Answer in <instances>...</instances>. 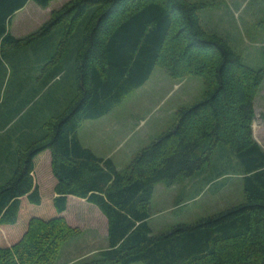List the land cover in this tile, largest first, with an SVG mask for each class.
<instances>
[{
    "label": "trees",
    "instance_id": "trees-1",
    "mask_svg": "<svg viewBox=\"0 0 264 264\" xmlns=\"http://www.w3.org/2000/svg\"><path fill=\"white\" fill-rule=\"evenodd\" d=\"M30 1L47 8L54 0H0V57L15 48L41 47L45 37L63 25L59 46L43 70L52 63L58 67L67 44V69L76 95L63 112L23 122L17 138L23 145H14L16 166L0 185V228L8 234L24 233L8 246L2 245L0 231V264H57L61 246L82 232L65 221L74 198L100 212L108 240L97 255L77 264H264V148L252 127L264 67L247 65L230 36L203 27L200 11L211 3L69 0L53 10L37 32L18 38L9 26ZM84 17V27L77 32ZM78 33L81 38L74 42ZM157 67L174 79L201 77L204 96L180 107L176 122L143 147L122 173L111 159L83 146L79 128L85 120L118 108ZM4 69L0 59V73ZM42 75L28 70L6 104L7 88L0 85V107L8 108L1 112L8 123L1 124L0 133L8 131L12 114L38 97ZM34 126L38 134L32 132ZM220 144L244 168L243 201L192 223L155 231L156 186H173L199 173L210 165ZM1 145L0 140V152ZM213 181L209 183L216 184Z\"/></svg>",
    "mask_w": 264,
    "mask_h": 264
},
{
    "label": "rangeland",
    "instance_id": "rangeland-1",
    "mask_svg": "<svg viewBox=\"0 0 264 264\" xmlns=\"http://www.w3.org/2000/svg\"><path fill=\"white\" fill-rule=\"evenodd\" d=\"M68 1L54 0L47 8H42L34 1H30L26 7L15 14L9 29L18 38L27 37L37 32L50 19L53 10L60 8ZM193 1L211 3L200 11L205 29L226 37L230 36L229 40L242 38L235 42L237 43L235 45L238 50L245 52L243 55L247 58L243 60L244 63L255 69L264 67V26L261 24L264 20V0ZM85 21L86 17L81 19L77 32L82 31ZM63 30V25L58 26L50 36L45 37L47 39L40 43L39 48L32 46L15 48L0 57L5 67L0 73V85L7 88L5 104L9 96L14 94L13 88L17 85V81L25 78L28 70L34 75L43 73L41 83L38 84V97L34 101L26 102L24 105L27 107L22 112L12 114L14 120L8 131L5 132L6 134L0 133L3 144L0 152V185L6 183L12 176L16 166L14 145L23 132V122L25 124L35 119L39 120L42 111L44 115L46 114V118L63 112L76 95L74 77L71 78L70 68L67 69V58L71 54L70 50L67 51V44L63 55L59 57L61 67L59 64L55 67L52 63L43 70L45 65L53 59L52 55L59 46ZM73 38L75 42L77 38H81V34L78 33ZM54 77L55 80L48 87L44 86ZM40 85H43L42 88ZM204 91L205 86L201 77L189 76L174 79L165 68L157 67L146 85L136 90L118 108L128 113L132 111L137 117L140 115L146 118L147 129H153V133L158 131L156 136L159 137L176 122L177 110L182 106L189 107L199 102L204 96ZM255 109L253 134L255 140L264 148V83L257 91ZM6 110L8 108L5 109L4 105L0 107V127L5 121V118L1 117V112ZM119 112L115 114L118 116ZM161 127L164 129L161 130ZM32 132L38 134L39 128L34 126ZM139 134L142 135L141 132ZM156 136H152L151 141ZM137 137L138 135H135L121 151L122 158L131 150L130 145ZM9 140L11 143L7 144ZM151 141H147L144 147ZM18 143L23 145L20 140ZM24 143H27V140ZM128 165L129 163L126 162L120 171L124 173ZM243 169L233 152L220 144L212 155L210 165L207 164L199 173L173 186L158 184L152 199L154 210L152 226L155 231L169 230L179 223H192L202 216L243 201V178L240 175ZM211 180H214L216 184L209 183ZM218 188L220 189L217 190ZM73 200V210L69 209L64 214L65 221L72 228H79L82 232L61 246L57 264L80 263L82 259L92 258L108 246L107 224L104 217L87 202L76 198ZM27 226L26 219L23 222V228ZM0 231L2 245L8 246L16 243L24 233L21 231L18 235L8 234L3 228H0Z\"/></svg>",
    "mask_w": 264,
    "mask_h": 264
},
{
    "label": "crops",
    "instance_id": "crops-1",
    "mask_svg": "<svg viewBox=\"0 0 264 264\" xmlns=\"http://www.w3.org/2000/svg\"><path fill=\"white\" fill-rule=\"evenodd\" d=\"M240 39L242 40V38H231L230 41L234 49L239 52L243 59H245L247 58L243 55L245 52L238 50L235 45L237 44L235 42ZM35 76L37 77L38 73H35ZM146 83L142 87H144ZM122 105L123 104L120 106ZM43 112L44 111L40 114L39 120L46 117V114L44 115ZM118 112L120 115L117 116L115 113ZM111 113L115 115L113 116ZM111 113L98 119L85 120L79 128V138L83 146L91 149L94 154L100 158L111 159L120 171L126 162H131L133 157L144 147V144H146L147 141H151L153 139L152 136H156L158 134V131L153 133V129L148 130L146 118L141 117L140 115L137 117V115L132 111L128 113L127 111L125 112L116 108ZM111 115L112 118H110ZM162 128L164 129V127H161L160 129L163 130ZM140 132L142 135L139 134ZM135 135H138V137L135 138L136 140L134 139V142L130 145V147L132 146L131 150L122 158L120 155L121 151ZM143 136L145 137L142 138Z\"/></svg>",
    "mask_w": 264,
    "mask_h": 264
}]
</instances>
